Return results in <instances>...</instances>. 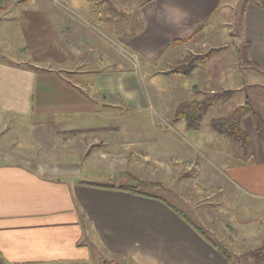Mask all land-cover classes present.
I'll return each instance as SVG.
<instances>
[{
	"label": "crops",
	"instance_id": "1",
	"mask_svg": "<svg viewBox=\"0 0 264 264\" xmlns=\"http://www.w3.org/2000/svg\"><path fill=\"white\" fill-rule=\"evenodd\" d=\"M48 3L50 0H0V41H6L9 30L21 25L28 34L19 42L22 48L13 52L26 54L32 47L29 67L0 61V264H89L93 252L98 253L101 264L105 260L120 264H231L253 257L251 252L264 247V150L257 143L255 128H251L254 143L246 131V154L252 155V162L231 170L206 168L212 176H205L200 169L193 177H178L172 171L169 177L160 178L152 167L145 185L157 193L136 190L134 186L140 183L128 179L113 186L85 181L81 162L89 163L94 156H111L114 163L124 162L137 171L139 160L134 158L144 156L149 163L154 155L129 150L121 159L125 154L119 150L124 145L117 141L120 128L95 124L99 114H106L116 99L120 101V96L116 97L119 89L105 85V75L95 80V97L102 106L99 110L84 97L72 96L76 91L54 76L37 74L41 61L52 66L69 60L63 39L72 41L74 31L83 29V25L76 28L62 19V9ZM66 3L73 4L71 0ZM222 5L223 0L144 3L140 8L142 27L125 43L145 61L156 63L172 47L177 51L194 43L211 27ZM242 13L238 43L247 47L249 64L264 73V0L247 1ZM11 17L22 21L10 22ZM55 23L64 31L58 33ZM86 35L89 33H81L82 38ZM59 45H65L64 50ZM77 98L84 107L71 105ZM74 114L93 119L84 127L65 129L67 135L81 137V148L68 142L60 149L33 148L32 153L11 147L12 136L7 131L15 130L22 137L27 125L61 117L63 126L72 123ZM211 154L220 164L226 162L217 149ZM123 186L136 192L123 190ZM218 248L228 254L229 261Z\"/></svg>",
	"mask_w": 264,
	"mask_h": 264
},
{
	"label": "rangeland",
	"instance_id": "2",
	"mask_svg": "<svg viewBox=\"0 0 264 264\" xmlns=\"http://www.w3.org/2000/svg\"><path fill=\"white\" fill-rule=\"evenodd\" d=\"M146 1L71 0L73 4L69 5L66 0H50L51 3H48L62 9V19L76 28L83 25V29L73 32L72 41L67 39L66 42L63 39L70 52L67 55L69 60L59 61L52 66L48 61H41L36 69L37 74L54 76L63 86L76 91L71 92L72 96L84 97L99 110L102 106L101 101L95 97V80L105 75V85H114L119 89L116 97L120 96V101L116 99L106 114H99L94 119L95 124L103 127L118 126L122 130H117V141L119 145H124L122 149L119 147L122 154H125L121 159L126 158L129 150L137 155H154L149 163L144 156L134 158L139 160L137 171L127 168L124 162L114 163L111 156L105 159L94 156L89 163L81 162L86 171L85 181L113 186L128 179L140 183L134 186L136 190L157 193L145 185L147 171L152 167L160 178L163 175L169 177L172 171L175 176L186 178L195 176L200 169L205 176H212L214 174L206 168L218 167L221 170L229 167L231 170L247 161L252 162V155L246 154L247 148L217 133L212 127L213 120L225 118L237 107L248 105L251 111L243 119L242 126L254 143L256 139L251 128L256 129V126L252 111L260 113L264 118V73L249 64L247 47L238 43L243 30L242 12L249 0H223L222 7L211 20V27L202 32L194 43L184 45L177 51L172 47L162 60L153 64L145 61L125 43V39L139 33L143 24L140 8ZM13 20L16 19L9 18L10 22ZM56 25L54 29L58 33L64 31V28H59V24ZM81 33H89L90 37L86 35L82 38ZM25 34H28V30L21 25L9 30L7 40L0 41L1 62L21 67L32 65L29 61L31 46V49L25 46L31 50L26 54L13 52L14 48H22L19 42ZM60 47L64 50L65 45ZM199 57L204 59L195 61L194 58ZM113 73L115 79L111 77ZM82 79L85 81L81 83ZM206 98H210L211 106L199 122L179 118L178 113L183 111L184 105L191 101L202 102ZM83 104L77 98L71 105L80 109L84 107ZM83 115H72V123L63 126L60 125L63 120L61 117L43 120L30 127L27 125L24 129L26 134L22 137L17 136L15 130L6 133L12 136L10 142L13 141L11 147L14 150L28 153L35 152L33 148H39V151L60 149L67 142L80 147L81 137L67 135L65 129L93 123L92 117ZM259 142L264 150V139L259 138ZM214 149L225 155L224 164H220L211 154ZM89 264H101L98 253L93 252ZM231 264L257 262L250 256L234 260Z\"/></svg>",
	"mask_w": 264,
	"mask_h": 264
},
{
	"label": "trees",
	"instance_id": "3",
	"mask_svg": "<svg viewBox=\"0 0 264 264\" xmlns=\"http://www.w3.org/2000/svg\"><path fill=\"white\" fill-rule=\"evenodd\" d=\"M155 0H147L145 3H149ZM243 15V13H242ZM195 61L203 60L204 58H194ZM186 75V74H183ZM214 97V96H213ZM211 101L210 98H206L202 102L191 101L183 106V111L178 113L180 119H192L199 122L210 109ZM251 111L248 105L237 107L229 116L225 118H218L212 121L213 129L238 143H241L245 148L249 146V136L246 130L242 126V121L245 116ZM253 117L255 119L256 132L259 138L264 139V118L260 113L252 111ZM192 126L191 123H189ZM123 190L136 192L133 188L128 186L120 187ZM219 251L229 258L228 254L222 249L218 248ZM256 260L257 264H264V247L255 250L250 253ZM229 261V259H228ZM103 264H120L117 261L105 260Z\"/></svg>",
	"mask_w": 264,
	"mask_h": 264
}]
</instances>
